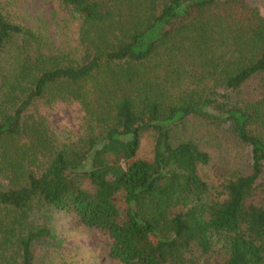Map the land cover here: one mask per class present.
<instances>
[{
  "label": "trees",
  "instance_id": "trees-1",
  "mask_svg": "<svg viewBox=\"0 0 264 264\" xmlns=\"http://www.w3.org/2000/svg\"><path fill=\"white\" fill-rule=\"evenodd\" d=\"M57 1L74 47L0 0V264H34L52 210L105 233L119 264H264V90L230 96L264 82V0ZM39 101L78 103L80 133L29 114ZM194 120L225 126L244 168L205 181Z\"/></svg>",
  "mask_w": 264,
  "mask_h": 264
},
{
  "label": "rangeland",
  "instance_id": "rangeland-1",
  "mask_svg": "<svg viewBox=\"0 0 264 264\" xmlns=\"http://www.w3.org/2000/svg\"><path fill=\"white\" fill-rule=\"evenodd\" d=\"M1 6L6 15L21 25L41 27L58 45L74 47L77 43L79 20L57 0H1ZM263 90V80L256 77L230 96L233 103L241 105L259 99ZM29 114L45 117L54 131H81L83 111L76 102L54 101L46 105L39 101ZM186 135L210 154V164L200 170L208 183L217 185L230 173L244 168L249 150L239 145L225 126L214 127L194 120L187 125ZM150 155L151 140L144 136L138 156L148 159ZM49 216L47 227L52 235L35 243L34 264H119L108 257L111 241L105 233L85 227L73 212L52 210ZM45 222L40 215L34 219L37 226Z\"/></svg>",
  "mask_w": 264,
  "mask_h": 264
}]
</instances>
